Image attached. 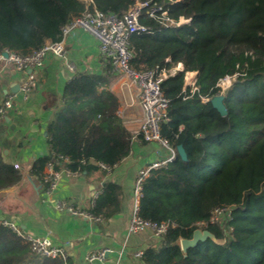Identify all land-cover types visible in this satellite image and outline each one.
Returning <instances> with one entry per match:
<instances>
[{"label":"trees","instance_id":"1","mask_svg":"<svg viewBox=\"0 0 264 264\" xmlns=\"http://www.w3.org/2000/svg\"><path fill=\"white\" fill-rule=\"evenodd\" d=\"M137 1L148 0H0V54L29 55L62 39V27L86 11L123 17ZM167 12L157 18L144 11L140 22L149 33L133 35L135 72L174 69L162 83L170 100L161 136L182 147L167 168L144 184L140 215L174 224L143 252L144 264H264V0H155ZM183 19L185 22L180 23ZM237 81L222 92L227 74ZM196 73L197 91L185 85ZM223 96L225 117L212 100ZM62 103L47 122L50 153L36 159L30 174L42 180L57 157L75 174H92L103 164L114 169L131 151L133 135L118 116L120 102L103 73L78 72L61 93ZM22 178L0 152V190ZM121 189L106 183L89 213L104 220L120 212ZM217 208H230L232 220L209 222ZM213 240L183 252L179 241L195 230ZM224 241L225 245L219 243ZM0 264H66L41 258L30 242L0 226Z\"/></svg>","mask_w":264,"mask_h":264},{"label":"crops","instance_id":"2","mask_svg":"<svg viewBox=\"0 0 264 264\" xmlns=\"http://www.w3.org/2000/svg\"><path fill=\"white\" fill-rule=\"evenodd\" d=\"M65 44L66 56L46 61L37 72L36 86L27 100L20 92L25 75L14 66L0 68V102L8 94L19 95L6 119L0 122V152L4 162L22 175L15 186L0 192V219L18 226L25 236L49 238L55 246L64 249L66 264H88L85 257L89 253L107 247L113 249L109 260L117 264H144L136 253L144 252L157 241L149 230L135 235L128 231L135 181L141 168L164 158L167 151L157 142L142 140L140 129L145 112L140 104L139 88L127 76L113 70L102 56L96 38L78 28L68 35ZM184 68L185 65L175 71ZM82 71L103 73L109 80L110 89L120 102L118 116L133 135L131 151L109 172L100 169L89 175L63 176L53 197L46 200L43 183L30 170L36 159L49 155L47 122L62 103L64 86ZM29 177L36 179L38 189ZM109 182L120 187L122 194L120 212L113 218L96 223L55 209L57 201H66L89 213Z\"/></svg>","mask_w":264,"mask_h":264},{"label":"built area","instance_id":"3","mask_svg":"<svg viewBox=\"0 0 264 264\" xmlns=\"http://www.w3.org/2000/svg\"><path fill=\"white\" fill-rule=\"evenodd\" d=\"M88 5L93 4V0H84ZM173 1V0H170ZM180 1V0H176ZM146 11L149 17L157 18L161 12L162 18L165 19V27L168 22L167 12L163 11L162 6L157 5L155 0L146 2L137 1L130 6L123 17H119L112 13H103L98 10L93 12L86 11L81 17L73 22L62 27V39L55 43H47L40 49L29 55H19L10 51H4L0 54V68L14 66L15 70L23 73L24 80L20 88L22 98L27 100L30 93L37 83V72L44 68L46 61L49 58H64L67 54L65 39L75 29H82L99 42V48L102 56L108 61L115 72L123 74L135 82L140 92V104L145 112V121L143 122L140 134L143 141L147 143L157 142L166 151L167 155L156 161H153L138 172L134 186V206L133 213L129 224V233L132 235L143 231H151L154 239H161L169 230L174 227V224L169 221H152L144 219L140 215V202L143 198L144 184L152 176L153 172L167 168L177 157L178 148L172 146L166 139L161 136V125L168 120L167 113L170 107V100L162 89V83L169 75L175 73L174 69L161 71L146 70L135 72L129 66L130 60L133 57L131 49V37L133 35H142L149 33V28L140 22L142 13ZM73 69V67H71ZM230 81L229 74L223 81ZM222 81V82H223ZM220 86V85H218ZM186 87H190V92L197 91L195 80L189 83ZM19 98L17 93L6 95L0 102V122L4 121ZM68 162L67 158L57 157L49 162L44 170L41 182L44 185V197L50 200L57 191L59 182L63 176L72 177L78 174L72 173L64 168V163ZM102 170L111 171L110 167L103 164L100 165ZM55 209L60 212H66L72 216L83 217L96 223L102 222L103 219L96 217L88 212L81 211L66 201H57ZM225 218L226 222L232 220L230 208H217L212 213L209 222L199 223V226L206 227L209 224L220 225ZM0 226L8 227L18 235L25 237L31 246L34 254L41 258H66V253L63 248L55 246L49 238L25 236L13 223L0 219ZM182 240V239H181ZM181 240L179 241L181 247ZM113 249L107 247L100 250L92 251L85 259L88 264H117L115 261L109 260V255ZM137 258L143 256V252L136 253Z\"/></svg>","mask_w":264,"mask_h":264},{"label":"water","instance_id":"4","mask_svg":"<svg viewBox=\"0 0 264 264\" xmlns=\"http://www.w3.org/2000/svg\"><path fill=\"white\" fill-rule=\"evenodd\" d=\"M212 105L213 108L220 114V116L225 117L227 115V109L223 104V96H217L212 100ZM178 148V153L182 158H186L185 152L182 149V147H177ZM29 180L31 181L33 187L35 189L39 188V185L37 184L38 182L36 181L35 178L29 177ZM11 188V187H10ZM10 188H5L1 189L0 192H3L5 190H8ZM208 239L213 240V236L205 231V233L200 232L198 230H195L193 233V236L191 239H182L181 240V250L183 252H186L188 249L196 247L199 243H205L208 241Z\"/></svg>","mask_w":264,"mask_h":264},{"label":"rangeland","instance_id":"5","mask_svg":"<svg viewBox=\"0 0 264 264\" xmlns=\"http://www.w3.org/2000/svg\"><path fill=\"white\" fill-rule=\"evenodd\" d=\"M183 22H185V20L181 19L180 23H183ZM178 69H182V68H180L179 65H177L174 68V70H178ZM229 75L231 77V80L230 81L225 80V81L221 82V84H220V87L222 88V92H224L227 88H229L233 82L237 81V79L239 77V73L237 71H235L233 74H229ZM195 76H196V73H191V72L186 73L185 85L186 86L189 85V83L191 82L192 79L195 78ZM221 220H223V222H226L225 218H221ZM198 231L205 233V231H202L201 229H198ZM219 243L225 245L224 241L219 242Z\"/></svg>","mask_w":264,"mask_h":264}]
</instances>
